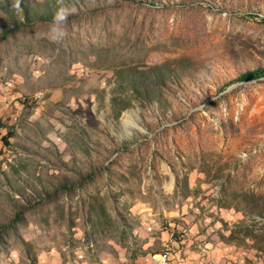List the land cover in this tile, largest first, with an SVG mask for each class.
I'll use <instances>...</instances> for the list:
<instances>
[{
	"label": "rangeland",
	"instance_id": "obj_1",
	"mask_svg": "<svg viewBox=\"0 0 264 264\" xmlns=\"http://www.w3.org/2000/svg\"><path fill=\"white\" fill-rule=\"evenodd\" d=\"M16 24L0 264H151L172 237L171 264H264V77L238 80L264 0H0Z\"/></svg>",
	"mask_w": 264,
	"mask_h": 264
},
{
	"label": "trees",
	"instance_id": "obj_2",
	"mask_svg": "<svg viewBox=\"0 0 264 264\" xmlns=\"http://www.w3.org/2000/svg\"><path fill=\"white\" fill-rule=\"evenodd\" d=\"M24 15H25V21H23L21 24H24V25L30 24L31 21H30L29 16H28L27 8H24ZM21 24H16L11 28H6V29L2 30V32L0 33V37L5 38L8 34H10L11 32L14 31V28L19 27ZM262 77H264V68L258 69V70L253 71V72H248V73L242 75L238 80L241 82H248V81L259 79Z\"/></svg>",
	"mask_w": 264,
	"mask_h": 264
},
{
	"label": "bare ground",
	"instance_id": "obj_3",
	"mask_svg": "<svg viewBox=\"0 0 264 264\" xmlns=\"http://www.w3.org/2000/svg\"><path fill=\"white\" fill-rule=\"evenodd\" d=\"M132 112H128L126 115V122L132 121ZM125 118V116H124ZM178 242L172 237L171 240L165 245V248L161 252H157L152 256V259L155 261L164 260L163 264H171V258L173 253V248L176 247Z\"/></svg>",
	"mask_w": 264,
	"mask_h": 264
},
{
	"label": "crops",
	"instance_id": "obj_4",
	"mask_svg": "<svg viewBox=\"0 0 264 264\" xmlns=\"http://www.w3.org/2000/svg\"><path fill=\"white\" fill-rule=\"evenodd\" d=\"M169 240H170V238H169ZM169 240H168V242H169ZM167 242V243H168ZM155 254V253H154ZM172 258H173V255H172ZM172 258H171V260H172ZM121 261H124V262H126L127 261V257H126V252L121 256ZM115 262H113L112 260H110L107 264H114ZM119 264V263H118Z\"/></svg>",
	"mask_w": 264,
	"mask_h": 264
},
{
	"label": "built area",
	"instance_id": "obj_5",
	"mask_svg": "<svg viewBox=\"0 0 264 264\" xmlns=\"http://www.w3.org/2000/svg\"><path fill=\"white\" fill-rule=\"evenodd\" d=\"M173 238H175V237H173ZM163 263H164V260H162V261H155V260H153L151 264H163Z\"/></svg>",
	"mask_w": 264,
	"mask_h": 264
},
{
	"label": "clouds",
	"instance_id": "obj_6",
	"mask_svg": "<svg viewBox=\"0 0 264 264\" xmlns=\"http://www.w3.org/2000/svg\"><path fill=\"white\" fill-rule=\"evenodd\" d=\"M61 16H62V14H61Z\"/></svg>",
	"mask_w": 264,
	"mask_h": 264
}]
</instances>
